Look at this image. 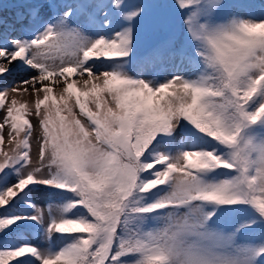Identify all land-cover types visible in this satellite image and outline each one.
I'll return each instance as SVG.
<instances>
[{
    "label": "snow or ice",
    "instance_id": "6c2138e0",
    "mask_svg": "<svg viewBox=\"0 0 264 264\" xmlns=\"http://www.w3.org/2000/svg\"><path fill=\"white\" fill-rule=\"evenodd\" d=\"M0 111V264H264V0H0Z\"/></svg>",
    "mask_w": 264,
    "mask_h": 264
},
{
    "label": "rangeland",
    "instance_id": "374dc122",
    "mask_svg": "<svg viewBox=\"0 0 264 264\" xmlns=\"http://www.w3.org/2000/svg\"><path fill=\"white\" fill-rule=\"evenodd\" d=\"M13 72H12V75H10L7 79V81H4L3 83H7L13 87H17V88H20L21 90L17 93H12V92H9L7 94V98H6V103H10L11 99L13 97H15L18 101V104H17V107H19V104L20 103H25L26 104V109H22V111L26 112V118H28L30 121H32L33 123H35V120L33 118L32 115H27V112L28 110H31V112L34 113L35 111V108H34V105H35V99H36V96H34L32 93H31V88L29 85H20L19 82L21 80H25L27 79L30 75H32L31 72H28L26 71L25 69L21 68L18 64H13ZM70 76V79H76L77 80V85L74 86L70 92L72 93H78L79 91H82V90H85L82 88V85H81V81L83 78H86V74H85V77H79L77 74H68ZM52 83L53 85H55V78H52ZM23 88H28L29 91L28 92H24L23 91ZM59 95H60V89L56 88L55 86H53V90L52 92L49 94L50 96V99L48 101H46V105L47 106H51V103H52V99L53 98H56L58 100L59 98ZM40 98L42 99L43 98V94L41 93L40 94ZM83 99V97H82ZM70 103H74V96L72 98V100L70 101ZM45 105H42L41 106V111H43ZM91 107V105H90ZM3 115V112L0 111V116ZM2 122V121H0ZM7 129H5V134H4V143L3 144H0V148H3L4 151H7L9 150L10 148V145H8L7 143V140H8V137H7ZM33 200L34 202L38 205V206H41L43 208H47V204L48 203H55V201H51L47 195L46 192H43V191H40V192H37L34 196H33ZM28 238L32 241V243L34 244H40V245H44L46 242L43 240V237L36 234L35 232L31 233ZM237 243H245L246 241L242 238V237H237Z\"/></svg>",
    "mask_w": 264,
    "mask_h": 264
}]
</instances>
